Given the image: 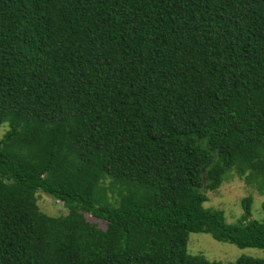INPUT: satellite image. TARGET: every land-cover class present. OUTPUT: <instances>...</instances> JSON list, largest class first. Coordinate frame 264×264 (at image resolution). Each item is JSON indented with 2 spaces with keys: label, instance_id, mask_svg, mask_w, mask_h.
<instances>
[{
  "label": "trees",
  "instance_id": "1",
  "mask_svg": "<svg viewBox=\"0 0 264 264\" xmlns=\"http://www.w3.org/2000/svg\"><path fill=\"white\" fill-rule=\"evenodd\" d=\"M4 123L0 264H264L186 251L264 249L251 197L203 206L232 172L264 194V0H0Z\"/></svg>",
  "mask_w": 264,
  "mask_h": 264
},
{
  "label": "rangeland",
  "instance_id": "2",
  "mask_svg": "<svg viewBox=\"0 0 264 264\" xmlns=\"http://www.w3.org/2000/svg\"><path fill=\"white\" fill-rule=\"evenodd\" d=\"M7 130V123L0 125V139ZM207 201L203 206L207 209L221 210L227 223L233 224L243 214L242 199L252 198L251 217L256 220H264L261 205L264 202V194L257 187L249 185L239 178L234 172L230 173L221 186L215 191L207 193ZM36 203L44 214L50 217L65 216L68 212L64 204L55 200L41 191L36 193ZM88 221L97 223L104 228L105 222L93 219L86 215ZM187 254L203 256L210 262L234 263L240 257H251L264 260V249L239 248L236 245L220 242L206 233H190L188 235Z\"/></svg>",
  "mask_w": 264,
  "mask_h": 264
}]
</instances>
